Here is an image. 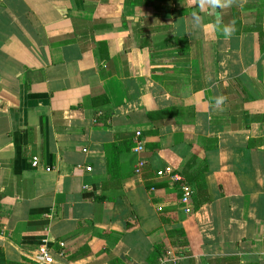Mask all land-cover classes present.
Returning <instances> with one entry per match:
<instances>
[{"label":"crops","instance_id":"1","mask_svg":"<svg viewBox=\"0 0 264 264\" xmlns=\"http://www.w3.org/2000/svg\"><path fill=\"white\" fill-rule=\"evenodd\" d=\"M138 131L104 190L107 147ZM192 157L189 215L169 177L135 172ZM42 246L53 264H264V0H0V264H47Z\"/></svg>","mask_w":264,"mask_h":264},{"label":"trees","instance_id":"2","mask_svg":"<svg viewBox=\"0 0 264 264\" xmlns=\"http://www.w3.org/2000/svg\"><path fill=\"white\" fill-rule=\"evenodd\" d=\"M108 103V100L105 96H101L95 100V105L102 107ZM111 115H108V118ZM98 122V121H97ZM135 135L134 134H121L116 135L115 142L109 145L106 149L107 151V164H108V173L109 178L107 181H104L102 183V188L104 190L109 189H120L122 186V180L124 179V176L120 173V164L119 159L120 155L128 151L130 149H133L136 146V142L134 140ZM122 139L125 142H120ZM125 143V144H124ZM142 175L145 181V184L148 188H156L160 187L164 184H168L169 180L165 181H158L157 176H159L158 172H155L151 167L149 166H143L141 169ZM207 171V165L201 162H198L195 157H192L188 160L185 167L182 171H179V173L184 181H173L174 184L178 187V190H180V187L182 184L187 183L191 186L192 190L194 191L193 196L189 199V205H190V211L186 212L183 210V212L186 215H189L195 211L199 207V204L205 200L204 194H205V188L203 184L202 175ZM169 177V176H167ZM170 178V177H169ZM171 179V178H170ZM180 198L181 193L179 192ZM181 235H183L182 232H180ZM164 245L158 244L155 247V255L154 258L161 252H164ZM166 252V251H165ZM210 264H213L211 262Z\"/></svg>","mask_w":264,"mask_h":264},{"label":"built area","instance_id":"3","mask_svg":"<svg viewBox=\"0 0 264 264\" xmlns=\"http://www.w3.org/2000/svg\"><path fill=\"white\" fill-rule=\"evenodd\" d=\"M135 142H136V146L135 149L137 151H143L144 150V143L142 140V133L140 131L136 132L135 135ZM39 162V159L36 157L33 159V165L37 166ZM144 164H140L135 172L137 174L141 173V169L143 168ZM88 170L90 171L91 168H88ZM159 176H169L171 178L172 181H184L183 177L173 171L171 168H164L162 170H160L158 172ZM179 192L181 193V198H180V203H182L183 208L186 212L190 211V205H189V199L193 196L194 191L192 190L191 186L188 185L187 183H184L181 185ZM62 247L65 246V244L61 243L60 244ZM39 254L41 255V257L44 259V261L47 264H53L54 263V259L53 257L49 254L48 248H46L45 246H42L39 248Z\"/></svg>","mask_w":264,"mask_h":264},{"label":"clouds","instance_id":"4","mask_svg":"<svg viewBox=\"0 0 264 264\" xmlns=\"http://www.w3.org/2000/svg\"><path fill=\"white\" fill-rule=\"evenodd\" d=\"M224 31H225V33H228V32H229V29H228V28H225ZM216 102H217L218 104L221 103V101H220L219 99H218Z\"/></svg>","mask_w":264,"mask_h":264}]
</instances>
